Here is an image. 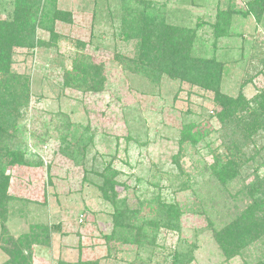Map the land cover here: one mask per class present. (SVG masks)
<instances>
[{
  "label": "rangeland",
  "instance_id": "rangeland-1",
  "mask_svg": "<svg viewBox=\"0 0 264 264\" xmlns=\"http://www.w3.org/2000/svg\"><path fill=\"white\" fill-rule=\"evenodd\" d=\"M12 1L0 0V20L11 14ZM258 1L262 14L256 20L246 11ZM43 6L51 13L46 18ZM37 8L34 38L10 50L9 73L27 91L28 103L8 144L22 162L4 171L8 184L0 209L7 217L0 221V238L35 233L28 235L31 247L22 248L30 264H264V235L245 244L225 232L264 197V188L251 189L264 177V131L241 143L238 156L246 162L222 183L213 168L226 161L231 139L242 136L221 129L216 92L167 76L152 82L125 66L139 44L127 22L144 13L161 15L193 33L192 56L221 64L222 95L251 101L264 91V0H41ZM56 11L64 20L51 19ZM220 11L230 19L225 34L216 37ZM81 64L100 72L98 92L64 86ZM9 84L0 74L1 93ZM188 124L200 137L195 146H180L179 131ZM82 136L89 137L85 155L75 162ZM106 168L117 174L118 207L123 202L138 211L140 224L158 220L169 207L176 211L171 228L162 219L145 230L154 247L110 239L114 207L102 197L98 178ZM225 235L239 248L230 257L222 249ZM1 246L3 264L10 258Z\"/></svg>",
  "mask_w": 264,
  "mask_h": 264
},
{
  "label": "trees",
  "instance_id": "trees-1",
  "mask_svg": "<svg viewBox=\"0 0 264 264\" xmlns=\"http://www.w3.org/2000/svg\"><path fill=\"white\" fill-rule=\"evenodd\" d=\"M37 3L40 4L41 0H13L11 14H8L6 20H0V74L9 78L10 81L8 91L5 89L3 93L0 91V202L5 201L7 192L8 179L4 175V171L22 162L19 152L8 147V144H11L9 142L13 138V132H17L18 114L28 103L27 91H22V85L16 84L12 78L13 76L9 73L10 50L14 44L24 46L28 39L34 38V29L37 22L32 10L35 8L33 11L35 13L38 12ZM247 8V14L255 15L256 20L260 19L262 5L259 1L249 3ZM41 12V18H46L51 14L45 6L42 7ZM223 15L224 13L220 11L216 16L215 25L213 26L216 37L226 32L225 26L228 25V18L230 19V17L227 14L225 20ZM62 16V13L56 11V14L51 19L64 20ZM137 16L139 17L140 15ZM127 25L129 32L139 35V44L135 54L126 58V68L135 74L147 77L152 82H158L161 77L167 76L171 80L186 82L200 86L208 91L216 92L215 103L219 110H217L215 118L220 123L221 129H223L226 136L227 134L232 137L242 136L238 141L231 139L230 145L225 146V151L229 154L226 161L223 163L218 161L213 168L214 174L222 183L231 181L237 167L246 162L245 160L241 164L242 159H239L240 157L238 156L239 150H241L243 145L241 143L248 141V138L257 131L261 129L264 131V91L247 102L242 95H239L236 99L222 95L218 89L222 75L221 64L214 58L203 59L192 56L193 33L182 27L165 23L161 15L155 17V15L144 13V15H141L140 21L135 17V19L132 18L128 21ZM103 81V77L95 66L81 64L80 68L76 65L72 72L68 74L64 86L82 92L94 93L99 91ZM86 133L87 128L83 134ZM199 137L200 131L196 130L193 124L183 125L179 131V145L183 146L185 143H190V145L195 146ZM88 139L89 137L84 138L82 136L76 143V154L81 157L72 158L70 156L75 162L84 157ZM239 142L241 145L238 144ZM107 170L108 168L103 169L100 174L97 172L95 174H98V178H100L105 187L101 189L102 197L114 207L113 222L116 228V237L113 233V237L110 239L118 238L119 241L128 244L142 242L143 247L146 249L154 247L155 242L147 238L145 230L157 226V221L162 219H164L163 226L171 228L176 220V211L173 207H169L166 213L160 215L158 220L153 218V220L144 221L140 224L137 220L138 211L128 210L123 202L118 207V203L115 201L117 199L115 192L116 184L118 183L116 180L117 174L110 176L107 174ZM259 188H264V177L261 179L256 178L253 181L252 191H256ZM254 213L258 214V216ZM6 217L5 208H1L0 221L2 224L6 222ZM229 226V230L226 229L225 232L236 233L241 238H245V244H250L263 236L264 197L255 199L248 212L245 215L240 214L237 220ZM42 230L44 232V229ZM34 234H23L18 238H11V240L8 238L3 239L6 236L0 238V241H7L6 246H0L10 258L3 264H30V257L26 258L22 255V248L29 249L31 247L32 242L30 239L32 236L29 237L28 235ZM45 235L47 234L45 233ZM234 243L228 235L223 237L222 249L226 257L238 252L239 248ZM229 246H232V249H228ZM59 264H96V262L77 261Z\"/></svg>",
  "mask_w": 264,
  "mask_h": 264
}]
</instances>
